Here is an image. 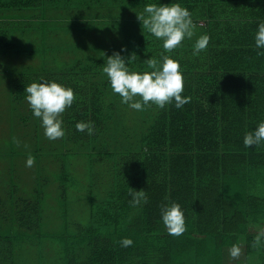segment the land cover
<instances>
[{
  "label": "trees",
  "instance_id": "obj_1",
  "mask_svg": "<svg viewBox=\"0 0 264 264\" xmlns=\"http://www.w3.org/2000/svg\"><path fill=\"white\" fill-rule=\"evenodd\" d=\"M151 3H180L197 26L166 53L180 62L181 95L190 97L179 109L150 103L133 110L102 71L121 49L126 60L137 55L131 71H151L145 60H160L162 40L138 18ZM0 18L11 24L10 40L0 24V68L7 55L10 99L25 109L13 132L30 126L26 138L52 145L25 87L55 81L75 94L60 117L63 146L84 152L59 159L55 170L49 155H38L31 169L5 159L0 264H264V238L256 242L264 230V148L243 146L245 133L264 120V55L254 48L264 0H0ZM201 35L209 44L193 56ZM78 121L93 122L94 134L78 132ZM82 188L87 198L75 213L69 199L82 201ZM140 190L147 202L133 207L130 193ZM172 202L184 213L180 236L169 235L161 219V206ZM55 220L57 230H42ZM125 237L129 247L121 246ZM233 244L237 259L228 254Z\"/></svg>",
  "mask_w": 264,
  "mask_h": 264
},
{
  "label": "clouds",
  "instance_id": "obj_2",
  "mask_svg": "<svg viewBox=\"0 0 264 264\" xmlns=\"http://www.w3.org/2000/svg\"><path fill=\"white\" fill-rule=\"evenodd\" d=\"M146 15H138L144 28L154 37L162 40L163 52L160 60L149 58L145 60L151 71H131L129 65L133 64L137 55L133 53L125 59L121 54L124 49L108 56L103 73L107 75L111 89L119 94L120 102L129 108L143 111L150 103L158 108H165L173 104L179 109L190 101V97L182 96L184 91V76L178 60L167 55L178 47L182 46L184 40H190L195 35L196 24L188 8L180 3L170 4H146L143 9ZM209 44V36L201 35L192 47V55L199 56L206 50ZM254 48L257 55H264V22L257 26L254 35ZM25 99L32 110V115L39 118L44 129V135L49 140H56L65 135L61 114L70 108L75 100V94L71 87L55 81L41 80L33 82L25 87ZM78 132H87L89 136L95 132L94 124L91 121H78L75 124ZM245 148H264V120L257 122L255 128L245 133L243 137ZM34 157L29 155L26 159V166L32 167ZM132 199L130 204L133 207L147 202L143 190L130 193ZM162 222L169 235L180 236L186 230L183 210L178 203L163 204L160 208ZM264 238V230L256 237L259 243ZM122 247H129L133 244L131 238L125 237L121 241ZM228 254L230 258L237 259L241 254L238 245L233 244Z\"/></svg>",
  "mask_w": 264,
  "mask_h": 264
},
{
  "label": "rangeland",
  "instance_id": "obj_3",
  "mask_svg": "<svg viewBox=\"0 0 264 264\" xmlns=\"http://www.w3.org/2000/svg\"><path fill=\"white\" fill-rule=\"evenodd\" d=\"M23 113H25L24 107L22 106L18 107L10 99L9 82L6 80H0V182L5 181V179L2 178L1 175L3 174V170H5L6 166L8 167L10 165V161L5 160L8 157L14 158L16 161H21L22 162L21 166H24L25 169H31L30 167H27L26 162H23L22 160H26L29 155L34 157V159H36L37 156L40 154H42L44 157L49 155V157H53V158H51L48 162L50 163L51 169L55 170L56 169L55 164L56 162L58 163L59 159H61L62 162L66 160L72 162L73 160L79 159L77 158L78 155L82 154L84 156V152L76 154L73 151L74 148L63 146L62 138L51 140L52 145L50 146L43 145L44 148H42L40 137L38 139L32 140V139L26 138V136L24 135L30 132L29 131L30 126L26 128L27 129L26 130L27 132L25 131L26 133L23 134L22 133L23 131L22 132L16 131V134H15L13 132V128L17 127V130H18V126L21 125L19 120H21ZM32 132L36 133L35 129ZM37 141L40 142L39 143L40 147L36 146ZM60 141H62L61 144H59ZM78 162H81V164H77V172L80 173V175L81 173H83L84 175V172L86 171L82 165V160H78ZM16 167L17 166L15 165V168ZM25 180L30 181L28 175L25 176ZM87 189H89V187ZM86 191L87 190L83 189V191L80 192L81 195H79V198H82L83 199L82 201L81 200L78 201L73 195L70 196L69 200L74 204L73 210L75 213H77L80 210L77 208V204L80 202H83L85 198H87ZM57 222L58 220H55V222L50 226V228H43L42 230H47V231H53L55 229L57 230V227H59ZM62 226H60V228ZM2 234L6 235V233H2Z\"/></svg>",
  "mask_w": 264,
  "mask_h": 264
},
{
  "label": "crops",
  "instance_id": "obj_4",
  "mask_svg": "<svg viewBox=\"0 0 264 264\" xmlns=\"http://www.w3.org/2000/svg\"><path fill=\"white\" fill-rule=\"evenodd\" d=\"M0 24H2V26H3V33L6 32V31L8 32V37H9V40H10L11 24H9V27H8L6 25V23H5V19L4 18H0ZM20 27H22L21 24H20ZM26 30L27 29H25L23 31V33L25 32V34H26ZM33 36H35V38L32 41L35 44H38V41L36 40V35L32 34L31 38H33ZM2 56H3V60H1V61L2 62H5V63H3V66L0 68V80H6V81H8L9 84H10V88H11V73H12V67H11L10 62H7L6 61V58H8L7 55H4L3 54ZM21 64L24 65L23 63H21ZM21 64H18L17 63V65H18L19 68L21 67Z\"/></svg>",
  "mask_w": 264,
  "mask_h": 264
}]
</instances>
